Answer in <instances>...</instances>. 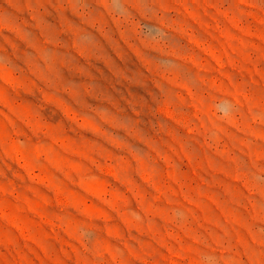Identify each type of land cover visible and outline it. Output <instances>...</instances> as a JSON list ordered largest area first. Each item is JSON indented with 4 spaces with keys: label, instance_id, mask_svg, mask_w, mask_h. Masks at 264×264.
Instances as JSON below:
<instances>
[{
    "label": "rangeland",
    "instance_id": "374dc122",
    "mask_svg": "<svg viewBox=\"0 0 264 264\" xmlns=\"http://www.w3.org/2000/svg\"><path fill=\"white\" fill-rule=\"evenodd\" d=\"M0 264H264V0H0Z\"/></svg>",
    "mask_w": 264,
    "mask_h": 264
}]
</instances>
